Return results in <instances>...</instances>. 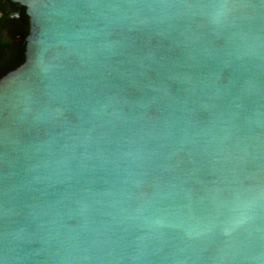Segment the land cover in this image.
<instances>
[{"label":"water","instance_id":"1","mask_svg":"<svg viewBox=\"0 0 264 264\" xmlns=\"http://www.w3.org/2000/svg\"><path fill=\"white\" fill-rule=\"evenodd\" d=\"M0 264H264V0H11Z\"/></svg>","mask_w":264,"mask_h":264},{"label":"flooded vegetation","instance_id":"2","mask_svg":"<svg viewBox=\"0 0 264 264\" xmlns=\"http://www.w3.org/2000/svg\"><path fill=\"white\" fill-rule=\"evenodd\" d=\"M8 24L16 27L17 34L12 41L0 39V79L25 61L26 37L30 28L24 5L11 0H0V33Z\"/></svg>","mask_w":264,"mask_h":264},{"label":"rangeland","instance_id":"3","mask_svg":"<svg viewBox=\"0 0 264 264\" xmlns=\"http://www.w3.org/2000/svg\"><path fill=\"white\" fill-rule=\"evenodd\" d=\"M16 27L14 25L8 24L1 30L0 39L4 41H12L16 37Z\"/></svg>","mask_w":264,"mask_h":264}]
</instances>
